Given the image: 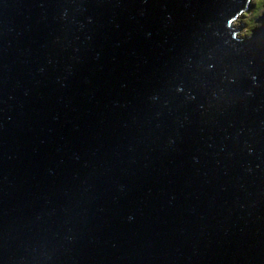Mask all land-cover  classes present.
<instances>
[{
	"label": "water",
	"instance_id": "95a60500",
	"mask_svg": "<svg viewBox=\"0 0 264 264\" xmlns=\"http://www.w3.org/2000/svg\"><path fill=\"white\" fill-rule=\"evenodd\" d=\"M0 0V264H264V5Z\"/></svg>",
	"mask_w": 264,
	"mask_h": 264
},
{
	"label": "rangeland",
	"instance_id": "374dc122",
	"mask_svg": "<svg viewBox=\"0 0 264 264\" xmlns=\"http://www.w3.org/2000/svg\"><path fill=\"white\" fill-rule=\"evenodd\" d=\"M262 4L260 0H249L247 8L243 9L239 17L232 19V25L241 35L249 33L250 26L255 25V17L260 13Z\"/></svg>",
	"mask_w": 264,
	"mask_h": 264
},
{
	"label": "flooded vegetation",
	"instance_id": "af4514ba",
	"mask_svg": "<svg viewBox=\"0 0 264 264\" xmlns=\"http://www.w3.org/2000/svg\"><path fill=\"white\" fill-rule=\"evenodd\" d=\"M263 5H264V3L262 4V8H261L260 13H258V15H257L254 19H256V18L261 14V12L263 11ZM253 26H254V25H251V26H250V30H251V28H252ZM250 30H249V32H250Z\"/></svg>",
	"mask_w": 264,
	"mask_h": 264
},
{
	"label": "snow or ice",
	"instance_id": "6c2138e0",
	"mask_svg": "<svg viewBox=\"0 0 264 264\" xmlns=\"http://www.w3.org/2000/svg\"><path fill=\"white\" fill-rule=\"evenodd\" d=\"M260 3H264V0H260Z\"/></svg>",
	"mask_w": 264,
	"mask_h": 264
}]
</instances>
